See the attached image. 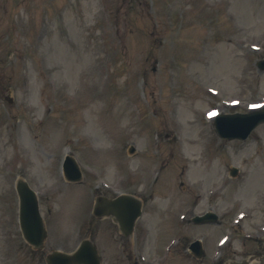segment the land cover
<instances>
[{
    "label": "rangeland",
    "instance_id": "1",
    "mask_svg": "<svg viewBox=\"0 0 264 264\" xmlns=\"http://www.w3.org/2000/svg\"><path fill=\"white\" fill-rule=\"evenodd\" d=\"M263 60L264 0H0V264L88 239L102 264H264V124L245 141L213 125L264 110ZM18 178L43 251L22 238ZM121 194L143 203L129 238L92 215ZM208 213L217 225L192 223Z\"/></svg>",
    "mask_w": 264,
    "mask_h": 264
},
{
    "label": "water",
    "instance_id": "2",
    "mask_svg": "<svg viewBox=\"0 0 264 264\" xmlns=\"http://www.w3.org/2000/svg\"><path fill=\"white\" fill-rule=\"evenodd\" d=\"M258 67L260 70H264V61L259 62ZM263 123L264 111H255L248 114L218 116L215 120V128L218 135L223 139L243 141L248 138L254 129ZM65 168L68 180L79 181L81 179V174L71 159L67 160ZM17 190L21 201L20 221L24 237L30 245L40 249L43 246L46 233L38 211L37 200L24 182L18 183ZM140 208V203L135 199L121 196L115 201L98 199L94 214L98 218L103 215H113L121 230L128 235L133 229L135 219L140 215ZM201 219L217 218L208 214ZM203 221L198 220L196 222ZM47 261L48 264H100L97 248L89 241L83 242L78 251L72 256L54 253L47 257Z\"/></svg>",
    "mask_w": 264,
    "mask_h": 264
},
{
    "label": "bare ground",
    "instance_id": "3",
    "mask_svg": "<svg viewBox=\"0 0 264 264\" xmlns=\"http://www.w3.org/2000/svg\"><path fill=\"white\" fill-rule=\"evenodd\" d=\"M197 113V111L195 112ZM217 114V113H216ZM200 169V168H199ZM201 171V170H200ZM202 172V171H201ZM218 172H213L212 174V179H216L218 177ZM205 182H207V178L204 180V182H202V180L196 182V183H190L189 185H187L184 190L182 192L188 191V190H194V189H199L201 188V184H204Z\"/></svg>",
    "mask_w": 264,
    "mask_h": 264
},
{
    "label": "flooded vegetation",
    "instance_id": "4",
    "mask_svg": "<svg viewBox=\"0 0 264 264\" xmlns=\"http://www.w3.org/2000/svg\"><path fill=\"white\" fill-rule=\"evenodd\" d=\"M260 258H262V255L260 254Z\"/></svg>",
    "mask_w": 264,
    "mask_h": 264
}]
</instances>
